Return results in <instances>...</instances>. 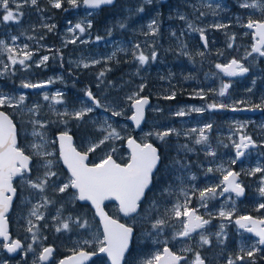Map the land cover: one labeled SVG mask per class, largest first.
I'll return each mask as SVG.
<instances>
[{
	"label": "rangeland",
	"instance_id": "rangeland-1",
	"mask_svg": "<svg viewBox=\"0 0 264 264\" xmlns=\"http://www.w3.org/2000/svg\"><path fill=\"white\" fill-rule=\"evenodd\" d=\"M123 1L129 4V7L125 8V11H131V14L129 13V15H127V18L130 19L129 26H131V30L124 29L131 33V36L127 38L120 35H116L115 37L112 36V38L98 36L92 28L96 12L85 9L82 6V2L79 8L73 9L68 7L69 14H61L53 12L51 9L42 5L38 4V7H34L31 6L30 3H25L24 0H19L22 4V8L20 9L22 15L20 16L19 23L9 22L5 24L0 22V40L17 48H23L27 45L28 49L34 53V56L32 60L28 62L30 67H28L27 70H23L18 64L14 67L5 68L7 56L0 55V73H2L0 74V79L6 76L8 82L14 81L12 85L13 88H11L10 91L3 89L0 83V92L10 96L24 95L26 108L39 104L41 107L37 118L52 122L48 133L50 140L55 139L54 135H51V130L67 127L70 132L73 127L78 131L80 127H84L85 132L81 131L82 133L79 132L80 134H77L78 145L76 147H80L81 151H85L89 142L99 135L97 129L100 124L97 122L99 121L102 123V121L107 118L116 130L120 132L121 136L124 137V139L114 142L117 151L113 153V158L115 160L124 159L122 163L124 164L127 162L128 157V153L124 148V141L132 134V128L127 122V118L131 114V109L126 103V97L133 92H138L141 85H144L143 91L147 87V93L142 95V91L140 95L148 97L153 95L159 97L161 101H153L150 105L146 123L136 135V140L138 142L147 140L149 143L155 141L160 144L162 142L157 140L154 135L148 136L147 134L174 128L180 132L181 135H171L167 137V143H163V150L171 151L170 156H172L173 159H179L183 164L188 166L187 168L179 169L177 165L171 172H168L169 178H171L169 184L172 185L174 193L169 198L170 202L167 208H171L177 200L181 203L184 202V196L180 194L181 187H183L185 191H188L189 186L203 189L208 185L219 184L222 180V173L218 170L208 173L207 169L209 167L213 169L231 168V170L239 172L246 177L244 183L241 179L240 182L245 190L249 192V196L253 199L254 210L260 212V214H243L242 209L245 198L240 201L232 194H226L225 196H219L217 199L210 200L208 208L205 209L200 206L198 192L195 195L189 192V195H192L189 207L197 209L198 214L211 219V224L206 225L205 229L202 230L205 234H209L210 244L200 247L198 246L200 239L198 233L192 236L191 239H173L174 233L182 227L174 218L170 217L171 222L166 230L157 233L153 229L148 228V226L152 224V220L145 217V214L123 220L119 216L116 206L107 205L106 211L108 212V210H110L112 213L111 215L108 213L110 216L133 228H135V226L140 228L138 234L139 239L136 238V236L134 239L136 249H138L140 245H145L144 243H149L154 250L149 257H144L146 253L140 250L137 252L136 258L132 257L129 262L126 260V263L140 264L142 260L152 257L157 252L161 253V249L168 246L175 253L187 257L183 264H189L194 258L195 253L197 251L200 252V250L203 251L202 254L200 252V255L206 264H227L229 257L235 259L237 255H242V248L251 247L253 242L257 240L248 233L240 231L234 223L235 219L242 215L264 219V209L257 210L259 203L264 202V197H261L258 193L259 177L261 173H257L256 176L247 175L248 171L252 168L257 166L264 168V153H262V150H260L258 146L257 149L246 152L242 162L235 164L231 163L235 157V150L232 147V143L233 140L237 141V137L241 132L251 137L252 135L259 137V141L258 139H252L256 144L261 143L262 146H264V138L260 139V136L264 135V115L255 117L231 115L227 117L226 121H224L221 126L215 128L213 123V118L215 117L214 113L222 114L225 117L223 112H190L183 117L175 116L174 113L182 108L186 111L193 107L206 108L207 104L218 101H224L230 106L235 104L236 107L240 104V93L243 97V92L239 91L237 83H243L247 80L248 86L246 91H251L256 81L262 77L261 66H264V57L254 55V58L248 57L247 60L242 59L245 56L246 50H250L251 48L250 35H245L248 31L242 25L246 24L252 17H261L262 13L257 9L241 8L240 2H236L235 0H229L228 2L222 0H153L151 4L145 3V0ZM63 2H66V0H63ZM48 5L50 6L49 3ZM209 5H212V7H209ZM140 6L150 7V10L148 9V14L151 16H144L143 12H138L137 8ZM10 7L13 11H16L15 5H11ZM40 9H42V11ZM89 12L91 15L88 14ZM201 12L204 13L203 16L200 15ZM136 15L142 18L141 22H137L134 25L133 19L134 22L137 21L135 18ZM181 15L185 16L187 21L192 22L196 27L205 29L208 50L209 46L216 45V42L221 45V50L215 62H210L207 59L209 51L203 50L199 44V33L190 31L187 22L179 18ZM160 17H163L162 20H160ZM154 18L158 22L156 34H146L149 32L147 26ZM69 21L71 23H69ZM89 22H91L92 25L90 28L87 27ZM76 23H81L85 27L86 30L84 33H80L79 30L69 31ZM213 24H222L226 27L216 29L211 27ZM46 25H55V27L52 31H49L48 28L45 27ZM119 27L121 28V26ZM101 31L105 33L106 28H102ZM173 33L176 35L174 36ZM181 33H183V35H181ZM13 36L17 38L15 44H12L11 38ZM233 36H235L234 41L231 40ZM97 37L101 39L97 40ZM244 38L250 39V43H244ZM69 40H75V43H69ZM82 41H86V43ZM196 41L198 43H196ZM55 43L58 45V48L70 47L73 50L70 52L69 57H65V64L68 70H86L90 72L91 69L97 68L99 72L104 71L105 73H109L110 68L106 64L107 60H112L113 62H118L120 59L123 60L120 62L125 64L123 66L124 72L122 78H124V80L121 84L122 91L116 93L114 99H110L104 95L98 96L95 92H92L102 103L111 104L117 111H122V115L112 116L111 111L104 112L102 109H96L84 118V121H87V123L84 121L78 122L68 117L64 118L67 121V125L57 123L60 117L55 114V111L49 108V102L43 100V94L52 96L55 95L57 91L62 92L64 103L52 106L53 109L61 112L65 110L71 112L81 107V101L88 104L91 102L88 101L85 96V90L89 89L84 88L77 91L64 92L65 90L63 87L69 80L67 74L63 71L61 72L60 70L53 69L54 66H58L56 62L58 59L55 58V60H51L50 64H48V60L46 64L41 67H36L35 62H38L42 56L47 55L51 57V55H53L49 49L53 50ZM229 43H232L233 47L229 48ZM137 44L140 45L138 51H143L146 55L150 56L151 52L155 50L157 59L155 61L149 60L146 65L140 66L132 55L133 47ZM192 45L195 46V50L192 49ZM225 52V57H228V53L232 52L231 57L223 59V54L221 55V53ZM113 53H115V56H113ZM200 53H203V55H200ZM109 57H111V59H109ZM232 59L240 60L241 63L249 68V75L247 77L231 81L218 72L215 67L216 64H226ZM94 60L100 62L93 65L91 62ZM197 60L200 64H204V66L199 69L198 74L184 75L181 73L178 67L186 66L189 69L195 70V62H198ZM83 63H89L90 66L84 68ZM152 75H154V78H157V82L160 83L159 85L163 90H161L156 83L152 84L151 87L145 86ZM47 81L51 82L47 83V86L40 90L24 89L21 87L23 82L34 83ZM222 81L230 84L228 94L223 98L210 91V89L218 91ZM261 89L264 95V85L261 86ZM114 90L117 91L118 87L114 86ZM200 90H204V99H200L197 95ZM148 91H150V93ZM236 91H239V95L236 94ZM65 93L69 94L68 101L64 98ZM172 93H175L174 99H176L177 94L180 93L178 95H180L181 100L169 104L168 108L163 111L161 107L162 103L164 101L170 102L174 100L164 99L163 97L171 95ZM193 100H196V102ZM6 109L15 117L17 124L20 125L18 132L22 144H19V140L18 144L26 148L28 141L31 140L30 133L32 129L30 118L32 114L28 113L26 109L24 112L14 108ZM206 123H211L213 125L210 132H208L209 139L206 144L195 145L193 142L194 136L186 137L183 135V133L188 132L192 128L203 127ZM71 124H73V126H71ZM241 124L245 125L242 130L238 128V125ZM229 137H231V139H229ZM184 144H189L190 147L194 148V151L185 152L182 150L181 146ZM206 148H210L216 155H206ZM219 148L221 150L220 153L217 151ZM110 150V147L105 145L95 152H92L95 160H90L89 164L98 163L106 152ZM49 151L56 154L57 163L60 165L57 148H53V145L50 144ZM165 154L167 155V153ZM220 158H222L223 161L219 160ZM173 159H171V161ZM189 176H195L196 179L189 180ZM177 177L183 178L184 183L182 185ZM16 182H18L19 185V206H24V212L17 216L16 219L22 223V231L28 235L21 240L25 246L22 253L25 255V259H28V263L33 264L38 253L45 247L44 243L46 237L40 235V223H51L55 231L57 223L53 221V216H55L56 210H52L51 214H49L47 210L50 205L47 208H40L39 211L45 214V219L40 221H36L35 217H29L31 206L40 203L39 193L30 195L32 190L22 187L19 180ZM49 193L52 192L49 190ZM151 202L146 205V210L149 208ZM222 207L226 211L231 210L233 212L232 221L219 218L218 213ZM209 211L215 214L214 218L207 215ZM63 216L67 217L69 215L65 214ZM28 218H31L33 222L38 225L39 239L35 244H33L31 235L25 230ZM221 223L225 225L224 235L218 240L215 233L219 231V225ZM89 225L88 235L84 238L90 239L92 234L96 232L101 233L99 225H94L91 221H89ZM144 226H146V228H143ZM81 230L82 229L77 228L74 231L59 232L63 234L65 238L64 242L66 248L70 250L73 249L74 241L81 238ZM54 233L59 234L56 231ZM29 244H32L33 247V251L31 252L27 251V246ZM57 247L60 248L63 247V245H57ZM88 248L93 250L92 247ZM184 248H190L191 251L185 252L183 251ZM1 253H3L2 249H0V254ZM255 259L256 263L259 261L261 262L260 264H264V251L257 252ZM8 263L9 261L0 259V264ZM10 263L18 264L17 261H11ZM236 264H248V260L245 258V261H237Z\"/></svg>",
	"mask_w": 264,
	"mask_h": 264
},
{
	"label": "snow or ice",
	"instance_id": "snow-or-ice-1",
	"mask_svg": "<svg viewBox=\"0 0 264 264\" xmlns=\"http://www.w3.org/2000/svg\"><path fill=\"white\" fill-rule=\"evenodd\" d=\"M25 3H30L31 6L38 7V0H24ZM70 8H79L81 6V0H66ZM51 8L61 9L63 6V0H48ZM114 0H82V6L86 9H97L102 5H111ZM145 3L151 4L153 0H145ZM11 5H15L16 11L11 9ZM212 7V5H209ZM241 8H252L261 11L264 14V0H240ZM22 4L19 0H0V22L5 24L9 22L19 23L22 13L20 9ZM42 11V9H40ZM68 11V9H64ZM138 12H143L142 6L137 8ZM91 15V13H88ZM201 16L204 13H200ZM181 20L187 22L188 29L192 32H198L200 40L203 42L205 48L208 46V41L205 35L204 28L196 27L192 22H188L185 16L179 17ZM69 23H71L69 21ZM157 20L154 18L148 24L149 32L146 34H156ZM91 22L87 27H91ZM124 27L123 22L120 24ZM243 27L250 30L245 35L252 36V45L250 50H246L245 56L242 58L247 60L248 57H253L254 54L260 57H264V19L254 20L249 19ZM49 31L55 27V25L45 26ZM211 27L220 29L226 27L222 24H213ZM79 30L80 33L85 32V27L81 23H76L69 31ZM175 36L176 34L173 33ZM183 35V33H181ZM16 37L11 38L12 44H15ZM101 39L97 37V40ZM231 40H235V36L231 37ZM69 43H75V40H69ZM86 43V41H82ZM228 47H233L232 43L228 44ZM140 45H135L132 50L133 58L138 61L140 66L146 65L149 60L155 61L157 54L153 50L149 55H146L143 51H138ZM51 51V49H49ZM223 53H221L222 55ZM0 55L7 56V63L5 68L14 67L17 64L21 66L23 70H27L30 67L29 61L32 60L34 53L28 49L25 45L23 48L13 47L10 44H6L5 41L0 40ZM203 55V53H200ZM115 56V53H113ZM50 59L45 55L40 58L36 63V67H41L46 64ZM111 59V57H109ZM100 61H92L94 65ZM89 63H83L84 68H88ZM218 72L223 73L227 77L242 76L249 71V68L241 63L240 60L232 59L226 65L216 64ZM2 74V73H0ZM105 72L101 71L97 79L102 83V77ZM47 82H23L21 87L24 89H42L47 86ZM229 83L221 82V86L218 91L210 89L215 95L219 97H226L228 94ZM144 85L140 86L138 92H133L126 97V103L132 110V115L128 117L137 128L141 126V122L145 118V106L149 104L147 97L140 95L143 91ZM200 99L205 98L204 90H200L197 94ZM85 96L91 103H84L81 101V107L76 108L69 112L65 110L63 112L52 108L53 105L63 104V93L57 91L55 95L49 96L43 94V100L49 102V108L55 111V114L60 117L57 122L67 125V121L64 119H74L76 121H84V118L88 114L92 113L96 109H102L104 112L111 111L112 116L122 115V111H117L111 104H104L99 98H97L91 90H85ZM164 99H174L175 93L163 97ZM240 103H243L241 101ZM40 105L35 104L31 107L25 106V96H10L3 92H0V108H14L21 112L25 109L28 113H31V140L28 141L27 147H22L18 144V128L13 119L9 117L4 111H0V240L3 242V247L9 252H16L22 248L20 241L10 240L7 230L6 213L12 205L13 197L17 194V188L14 187V179L18 178L22 187L32 190L30 195L39 193L40 203L33 204L29 210V217H35L36 221L45 219V214L40 212V208H47L49 205H56L60 203V207L56 208V214L53 216V221L57 223L55 228L56 232H68L74 231L76 228L84 230L80 236V239L74 241V247L72 249V255L59 261V264H85L93 256L103 255L107 257L105 264H126V253L129 252L130 240L133 238V227L119 222L117 219L110 217L104 212L102 204L105 201H115L118 205L119 213H122L124 217L134 218V214H138V209L142 207V202L147 198V192L151 191V185L155 178V174L160 170L159 165L162 162V157L157 147L152 143L144 140L143 142H137L132 137H127L126 144L129 150L127 162L124 164L118 163L113 158V153L117 151L114 142L124 139L120 132L112 125V123L105 118L100 124L97 131L99 135L91 140L87 146V149L83 152L78 151L73 146V137L70 134L67 127L57 129L54 133L55 139H49V128L52 122L45 121L37 118L40 111ZM240 111L238 107L228 105L224 101L213 102L207 104L205 107H193L189 110L180 109L175 112L174 115L183 117L190 112L202 113L204 111ZM87 123V121H84ZM95 126V125H94ZM211 123H206L203 127L192 128L188 132L183 133L186 137L194 136L195 145H204L208 141V132L212 129ZM245 125H238L239 129H243ZM148 136H155L157 140L162 143H167V137L171 135H181L174 128H169L163 131L150 132ZM27 139V137H26ZM231 139V137H229ZM58 145L59 161L67 169V173H63L59 170V165L56 160V154L49 151V145ZM108 145L110 151L99 160L98 163H94L91 166L86 163L89 157V153L95 152L102 146ZM258 145L252 139L251 136L245 135L241 132L239 140H233L232 147L235 150V157L231 161L235 164L241 157L246 154V150L250 148H256ZM185 152L194 151L193 147L189 144L181 146ZM205 153L208 156H215L216 153L210 148L205 149ZM179 169L187 168L188 166L183 164L179 159H173L170 165H165V170L171 172L176 166ZM220 171L222 173V180L219 184L208 185L203 189H199L194 186H189L188 191H185L181 187V195L184 196V202L181 203L177 200L171 208H165L163 216L157 215L152 220V229L159 233L167 225L168 221L164 217H171L177 220L181 225V229L174 233L173 239H191L192 233H198L200 239L198 246L210 244L209 234H205L203 231L206 225L211 224V219L205 218V216L198 214V210L189 207L192 199V195L198 192V199L200 206L207 209L210 200L217 199L219 196H223L225 193H234L237 198L244 195V187L239 180L240 173L229 169H213L209 167L208 173L213 171ZM34 173V175H33ZM257 173H261L259 177L258 193L261 197H264V168L255 167L248 171L247 175L256 176ZM181 181V185L184 183L182 177H177ZM189 180H195V176H189ZM219 189V191H218ZM49 190L55 196H59L60 200H54L49 195ZM189 192L192 195H189ZM174 193V189L171 184L163 188L160 192L161 197L165 195L171 196ZM78 202L82 207H86L90 204L95 209V216L99 217L100 225L102 226V233L96 232L91 235V238H84L88 235V229L90 227L87 218L83 214L63 216V212L67 205L75 206ZM161 204V200L153 199L149 208L145 211V217L150 218V214L156 210ZM234 204V201H233ZM264 209V202L259 203L257 210ZM209 217H213V213L210 211L207 213ZM219 218L222 220L232 221L233 212L231 210H225L223 207L218 213ZM27 226L25 230L31 235L33 244L37 243L39 239L38 225L33 222L31 218H28ZM234 223L239 229H243L245 232L252 233L258 239L253 242L251 247L242 248V255H237L235 259L229 257L227 264H236L237 261L248 260V264H256V254L259 251H264V219L253 218L248 215H242L235 219ZM47 227V225H45ZM225 225L221 223L219 225V231L215 233L219 240L224 235ZM88 247H92L93 251H87ZM27 251H33L32 244L27 246ZM54 249L50 246L42 248L37 255L33 264H46L52 257ZM183 251H191L190 248H184ZM186 257L179 254H173L167 246L164 247L163 253L157 252L150 258H146L140 262V264H181L182 261H186ZM189 264H205L204 259L201 257L199 251L195 253L194 258Z\"/></svg>",
	"mask_w": 264,
	"mask_h": 264
},
{
	"label": "trees",
	"instance_id": "trees-1",
	"mask_svg": "<svg viewBox=\"0 0 264 264\" xmlns=\"http://www.w3.org/2000/svg\"><path fill=\"white\" fill-rule=\"evenodd\" d=\"M227 2L229 0H226ZM236 2H240V0H235ZM82 2V0H81ZM38 4L42 5L48 9H51L53 12L56 13H61V14H69V10L68 11H64V9H68V7L70 8L69 5L66 4V2H63V6L61 9H54L51 8V6L48 5L47 0H38ZM129 7V4H127L126 2H124L123 0H117L115 5L111 8H102L101 10L97 11L94 15V20H93V30L98 34V36L100 37H110L112 38V36H116V35H120L123 36L125 38L131 36V33L127 30L125 31L124 29H129L131 30V26H129V21L130 19L127 18V15H129V13L131 14V11H125V8ZM144 16L148 15L151 16L150 14H148V9L150 10V7L148 6H144ZM153 15V14H152ZM135 18L137 19L136 22H134L133 19V24L135 25L137 22H141V18H139L137 15L135 16ZM144 18V17H143ZM163 17H160V20H162ZM251 19L254 20H260V19H264V14H261V17H252ZM132 21V20H131ZM121 22H123L124 27H119ZM162 22V21H161ZM102 28H106V32L102 33ZM113 37V38H114ZM244 43L249 44L250 43V39L248 38H244L243 39ZM196 43H198L196 41ZM200 44V43H199ZM192 49L195 50V46L192 45ZM204 50V49H203ZM221 50V45H219L218 42H216V45L213 46H209V55L207 57V59L210 62H215L217 59V56L219 55V52ZM73 51L70 47L67 48H58V45L55 43V47L53 48V50H51V53L53 55H51L48 64H50L51 60H55L58 59L57 64L58 66H54L53 69L55 70H60L61 72L63 71L65 74H67V78H68V82L65 84L64 88V92H72V91H77V90H81V89H89L91 90V92H95L96 95L98 96H102L104 95L105 97H108L110 99H114L115 98V94L116 93H120L122 91V81L124 80L123 77V66L125 64L120 63L121 61H123L122 59H120L118 62H113L112 60H107L106 64L107 66L110 68V72L109 73H105L104 77H102V83L97 79L98 75H99V69L97 71V68H93L89 71L86 70H68L65 64V57H69L70 56V52ZM227 52V51H226ZM226 52L223 53V59L226 58H230L231 57V53H228V57L226 56ZM130 60V59H129ZM198 61V60H197ZM128 65V64H127ZM204 66V64H200L199 61L195 62V70L194 69H189L186 66H180L178 67L179 70L181 71L182 74L184 75H188V74H198L199 69ZM121 70V71H120ZM261 74L262 77L260 79H258L256 81V86L254 85L251 91H246L247 90V80L244 81L243 83H237V86L239 87V91L243 92V97L242 94L240 93V99L239 101H243V103L238 104L237 107H243V106H248V107H256V108H260L262 109L261 112V116L264 115V95L262 94V89L261 86L264 85V66H261ZM0 83L3 86V89H5L6 91H10L14 83V81L8 82V79L6 78V76L3 79H0ZM158 84V86L160 87L161 90H163L161 88V86L159 85L160 83L157 82V78H154V75H152L151 78H149V80L147 81L145 86H149L151 87L152 84ZM72 84V85H71ZM261 85V86H260ZM114 86L118 87V90L115 91L114 90ZM157 86V87H158ZM156 87V89H157ZM147 87L145 88V90L143 91L142 95H145L147 92ZM239 91H236V94L239 95ZM150 93V91H148ZM180 94V93H178ZM177 94V98L174 99L173 101L170 102H163L161 107L163 108V111L166 110L168 108L169 104H172L180 99V95ZM152 102L153 101H161V99L159 97H155L153 95H150ZM64 98L68 101L69 100V94L65 93L64 94ZM188 100V99H186ZM196 102V100H193ZM0 110L5 111L8 115H10V117L15 120L16 119L14 116H12L10 114V112L6 109V108H0ZM215 117L213 118V123H214V127L217 128L219 126H221L223 124L224 121H226L227 117L233 115V114H225V117L222 114H216L214 113ZM240 117H243L245 115H237ZM17 128L18 131L20 129V125L17 124ZM71 126H73V124H71ZM85 132L84 131V127H80L79 131L76 128H72L70 133L74 136V140H75V145L77 146V134L80 132ZM57 132V129L51 130V135H54V133ZM79 133V134H80ZM253 139H258L259 141V137L252 135ZM264 135L260 136V139H263ZM19 140V144H22L21 142V137H18ZM156 147H158L160 155L162 157V162L160 164L159 167V171L155 174V178L153 180L152 186H151V191L147 192V198L143 201L142 203V207L140 208L137 216H142L145 214L146 211V205L153 201V199L156 200H161V204L156 208V210L154 212H152L150 214V218L148 217L149 220H154L156 218L157 215L159 216H163L164 212H165V208L167 206H169V198L170 196L165 195L163 198L160 195V192L163 188L167 187L168 184L171 182V178H169V173L168 171L165 170V165H169L171 163V159L172 156H170L171 151H164L163 150V143L158 144L155 141H151ZM262 142V141H261ZM258 148L260 150H262V153H264V146H262L261 143L258 144ZM168 147V146H166ZM53 148H56L55 145H53ZM78 148V147H77ZM78 150L81 151V148L79 147ZM220 153V148L219 150H217ZM167 153V155L165 154ZM90 160H95L94 159V154L90 153ZM219 160L223 161L222 158H220ZM116 161L118 163H123L124 159H116ZM59 170L63 173H66L61 166L59 165ZM241 181L244 183L246 181V177L241 175L240 176ZM15 187L17 188V198L16 201L13 204V208H12V212L11 215L9 217V224H10V233L12 235V237L17 238L19 240H22L25 236H28L27 234H25L22 231L21 225L22 223L16 219L17 216H19L20 214H22L24 212V206H19V185L18 182H15ZM48 195L54 199L59 201L60 197L59 196H55L53 195V193H49ZM243 209H242V213L243 214H251V215H255L256 213L260 214V212H256L254 210L253 207V199L249 196V192H247L246 190V197L245 200L243 202ZM60 207V203L58 202L56 205H50L49 209L47 211H49V214H51L52 210H56V208ZM107 209V208H106ZM108 213L111 215V211L108 210ZM76 215V214H83L88 222L91 221L94 225H98L96 219L93 216V213L90 209V207L88 205H86V207H82L81 205H79L78 203L73 206V205H67L65 208V211L63 212V215ZM136 216V217H137ZM168 223L167 225L163 228V231L167 229V227L169 226V223L171 222V218L170 217H164ZM19 225V227H18ZM45 225H47L46 228ZM143 228H146V226H144ZM149 229H152V226H148ZM77 229V228H76ZM135 230V236L136 238L139 239L138 234L140 231V228L135 226L134 228ZM84 230H81L80 232H83ZM54 229L52 228V224L48 223V222H43L40 223V235L43 237H46L45 243L44 245H52L55 248V255H54V259H60L68 254L72 253V250L68 249L65 247V238L63 236V234H55L54 233ZM73 234V233H70ZM134 236V239H135ZM133 239L132 242V246L131 249L128 253V255L126 256L128 262L130 261V259L132 257L136 258L137 256V252L138 251H142L145 252L146 255L144 257H149L152 253H153V249H152V245H150L149 243H144L145 245H140L138 249L135 248V240ZM137 240V239H136ZM150 242V241H149ZM63 245V247L58 248L57 245ZM1 249V247H0ZM87 251H93L89 248H87ZM201 254H202V250H200ZM199 252V253H200ZM208 252V251H207ZM0 259H2L3 261H9L8 264H12L10 263L11 261H17L18 264H29L28 263V259H9L8 257H6L5 254L1 253L0 254ZM106 259L104 257L101 258H96L94 261H92L90 264H105ZM127 262V261H126ZM56 261H53L52 264H55ZM261 262L258 261V263L256 264H260ZM127 264V263H126Z\"/></svg>",
	"mask_w": 264,
	"mask_h": 264
},
{
	"label": "water",
	"instance_id": "water-1",
	"mask_svg": "<svg viewBox=\"0 0 264 264\" xmlns=\"http://www.w3.org/2000/svg\"><path fill=\"white\" fill-rule=\"evenodd\" d=\"M116 1L117 0H114V3L113 4H111V5H102L100 8H97V9H87V10H89V11H99V10H101L102 8H111V7H113L114 5H115V3H116ZM222 1H225V0H222ZM85 8V7H84ZM86 9V8H85ZM247 29V28H246ZM247 31L248 32H250V30L249 29H247ZM251 41H252V36H251ZM199 42H200V44H201V46L205 49V50H207V48H205L204 47V45H203V42L200 40V37H199ZM253 42V41H252ZM255 55V54H254ZM258 56V55H257ZM229 63V62H228ZM227 64V63H226ZM226 64H223V65H226ZM248 75V72L246 73V74H244V75H242V76H235V77H227L228 79H230V80H237V79H239V78H245L246 76ZM37 90H40V89H37ZM143 97H147L148 98V100H149V104L148 105H146L145 106V118H144V120L141 122V126L139 127V128H137L136 126H135V124L130 120V119H128L127 118V122L129 123V125L131 126V128H132V134L130 135V137H132L133 139H135L136 140V135L141 131V129L143 128V126H144V124L146 123V119H147V113H148V109H149V107H150V105L152 104V101H151V99L148 97V96H143ZM239 109H241L240 111H235V112H233V111H229V113H231V114H241V115H248V116H252V117H255V116H258V115H260L261 114V112H262V110L260 109V108H247V107H243V108H239ZM0 111H2V110H0ZM219 111H221V110H219ZM7 114V113H6ZM132 115V110H131V114L129 115V116H131ZM10 117V116H9ZM11 118V117H10ZM12 119V118H11ZM71 134V133H70ZM72 135V134H71ZM240 135V134H239ZM239 135H238V137H237V141L239 140ZM72 137H73V146L74 147H76L75 146V144H74V136L72 135ZM54 138H55V136H54ZM138 142V141H137ZM154 145V144H153ZM57 146V151L59 152V148H58V145H56ZM155 146V145H154ZM156 147V146H155ZM258 147V146H257ZM257 147L256 148H250V149H248V150H246V152H249L250 150H255V149H257ZM124 148H125V150L127 151V153L129 154V150H128V148H127V144H126V140L124 141ZM78 150V149H77ZM159 150V149H158ZM79 151V150H78ZM82 152V151H81ZM244 157V156H243ZM243 157H241L240 158V160H238L236 163H240V162H242L243 161ZM59 158V157H58ZM89 159H90V156L88 157V160L86 161V163H88L89 164ZM60 164H61V167H62V169L67 173V169L63 166V164H62V162H60ZM90 166L92 165V164H89ZM236 172V171H235ZM18 178H16V179H14V182L17 180ZM239 180H240V177H239ZM13 182V183H14ZM152 186V185H151ZM226 194H229V193H225L223 196H225ZM232 195H234L235 196V194L234 193H231ZM245 194H246V192H245V188H244V195H242L241 197H239V198H237L236 196V198L238 199V200H243L244 199V197H245ZM222 197V196H221ZM15 198H16V195L13 197V202H12V205H11V207L9 208V211L6 213V219H7V230H8V235H9V238H10V240H18V239H16V238H12V236H11V234H10V225H9V215H10V213H11V211H12V206H13V203H14V201H15ZM81 203H83V202H78V204H80L81 205ZM143 203V202H142ZM89 207H90V209L92 210V212H93V215H94V217H95V219L97 220V222H98V225H99V228H100V230H101V233H102V231H103V229H102V226L100 225V220H99V217L98 216H95V209H93L92 207H91V205L90 204H87ZM106 205H114V206H116L117 207V212H118V214H119V216L123 219V220H128V219H130V218H132V217H124L123 216V214L122 213H119V211H118V205L116 204V202L115 201H105L103 204H102V208L104 209V212L107 214V215H109L108 214V212L106 211V209H105V207H106ZM139 210L140 209H138V212H139ZM137 214H134V217L136 216ZM110 216V215H109ZM110 217H112V216H110ZM252 217V216H251ZM113 218V217H112ZM253 218H255V217H253ZM258 219V218H257ZM118 220V219H117ZM119 222H121V223H123L122 221H120V220H118ZM132 227V226H131ZM238 227V226H237ZM239 229V228H238ZM133 230H134V228H133ZM203 230V229H202ZM202 230H199V231H202ZM240 231H244L243 229H239ZM245 232V231H244ZM246 233H248V232H246ZM195 234H197L196 232H194V233H192V236H194ZM251 237H253V238H255V239H258L257 237H255L252 233H248ZM134 236H135V230H134V234H133V238L130 240V247H129V251H130V249H131V246H132V242H133V239H134ZM18 241H20V240H18ZM0 242H2V240H0ZM3 243V242H2ZM20 243H21V245H22V248L21 249H18L16 252H13V253H9L4 247H3V252L9 257V258H16V257H18V256H20L21 258H24L25 257V255L22 253V251H23V243L20 241ZM50 247H52L53 249H54V251H53V254H52V257L50 258V260L48 261V262H46V264H49V263H51L52 261H53V259H54V254H55V248L52 246V245H49ZM168 247V246H167ZM263 247V246H262ZM169 248V250L173 253V254H177V253H175V252H173L172 251V249L170 248V247H168ZM163 249H164V247L162 248V250H161V254L163 253ZM42 251V250H41ZM89 252H91V251H89ZM128 253L129 252H127L126 253V256L128 255ZM72 255V253L71 254H69V255H66V256H64V257H62L61 259H64V258H66V257H68V256H71ZM183 256H185V255H183ZM98 257H104L102 254L101 255H99V256H93L89 261H87V262H85V264H90L94 259H96V258H98ZM186 257V256H185ZM105 259H106V261H107V257H104ZM60 259V260H61ZM59 260V261H60ZM59 261L57 262V264H59ZM184 261H182L181 262V264L183 263ZM206 264V263H205Z\"/></svg>",
	"mask_w": 264,
	"mask_h": 264
},
{
	"label": "flooded vegetation",
	"instance_id": "flooded-vegetation-1",
	"mask_svg": "<svg viewBox=\"0 0 264 264\" xmlns=\"http://www.w3.org/2000/svg\"><path fill=\"white\" fill-rule=\"evenodd\" d=\"M250 38H251V37H250ZM251 42H252V41H251ZM248 75H249V72H248ZM248 75H247V76H248ZM219 112H223L224 114H227V113H228V110H221V111H219ZM16 198H17V194H16ZM15 201H16V199H15ZM15 201H14V202H15ZM0 246H1V249H2V252H3V243H2V242H0ZM23 246H24V243H23ZM46 246H49V245H45V247H46ZM24 247H25V246H24ZM24 247H23V249H24ZM3 253H4V252H3ZM18 258H19V259H23V260L25 259V257H24V258H21L20 256L16 257L15 259L18 260ZM58 260H59V259H58ZM58 260H57V261H58ZM55 261H56V260H55ZM57 261H56L55 264H57ZM52 263H53V261H52L51 263H49V264H52Z\"/></svg>",
	"mask_w": 264,
	"mask_h": 264
}]
</instances>
